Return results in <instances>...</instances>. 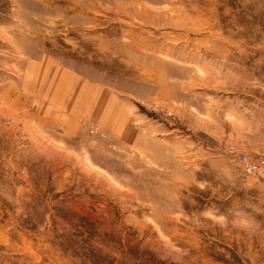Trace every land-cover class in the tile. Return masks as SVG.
I'll return each mask as SVG.
<instances>
[{"label":"rangeland","instance_id":"obj_1","mask_svg":"<svg viewBox=\"0 0 264 264\" xmlns=\"http://www.w3.org/2000/svg\"><path fill=\"white\" fill-rule=\"evenodd\" d=\"M0 264H264V0H0Z\"/></svg>","mask_w":264,"mask_h":264},{"label":"built area","instance_id":"obj_2","mask_svg":"<svg viewBox=\"0 0 264 264\" xmlns=\"http://www.w3.org/2000/svg\"><path fill=\"white\" fill-rule=\"evenodd\" d=\"M243 161L244 162H246V159L245 158H243ZM246 164V169L250 172V173H253V174H255V173H257V170H258V167H259V165H251V164H249V163H245ZM260 164H262V163H260Z\"/></svg>","mask_w":264,"mask_h":264}]
</instances>
